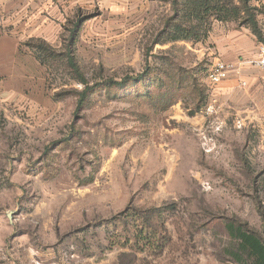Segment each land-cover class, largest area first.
I'll use <instances>...</instances> for the list:
<instances>
[{
	"label": "rangeland",
	"instance_id": "1",
	"mask_svg": "<svg viewBox=\"0 0 264 264\" xmlns=\"http://www.w3.org/2000/svg\"><path fill=\"white\" fill-rule=\"evenodd\" d=\"M170 1L72 0L45 64L0 80V264H246L226 225L264 235L263 97L238 112L208 80L213 26L239 21L154 42Z\"/></svg>",
	"mask_w": 264,
	"mask_h": 264
},
{
	"label": "crops",
	"instance_id": "2",
	"mask_svg": "<svg viewBox=\"0 0 264 264\" xmlns=\"http://www.w3.org/2000/svg\"><path fill=\"white\" fill-rule=\"evenodd\" d=\"M136 1V0H130ZM123 0H102L111 8L113 16L121 15ZM256 5L263 10L256 14L258 28L264 38V0H257ZM72 0H0V80L2 87L8 88L7 80H18L24 71V61L39 66L31 52L23 49L27 38H37L52 44L51 35L60 32L61 23L67 12H71ZM239 26V25H238ZM211 48L207 55L214 63L222 61L232 66L233 71L216 88L218 98H222L238 112L250 113V103L263 97L262 105L257 106L259 113H264V73L250 64L257 54L258 42L246 26L229 27L217 24L213 26L208 38ZM213 63V64H214ZM34 68V67H33ZM238 82H245L241 89ZM6 85H5V84ZM0 247L2 239L0 236ZM3 260V259H2ZM3 264H7L4 263Z\"/></svg>",
	"mask_w": 264,
	"mask_h": 264
},
{
	"label": "trees",
	"instance_id": "3",
	"mask_svg": "<svg viewBox=\"0 0 264 264\" xmlns=\"http://www.w3.org/2000/svg\"><path fill=\"white\" fill-rule=\"evenodd\" d=\"M248 0H171V15L164 22L161 31L156 35L155 43H172L176 41H199L204 37L200 36L202 25H205L213 18L217 22L239 21V26H246L250 29L258 42H262V35L258 28L254 9L248 6ZM77 25L70 32V40L76 36ZM74 39V38H73ZM37 41L33 46L28 43L23 44L34 52V57L41 64L53 54V50L44 41ZM69 45L67 47V50ZM38 50V51H37ZM69 66L76 72L69 54L67 55ZM144 75L134 77L137 80L143 79ZM127 77L120 83L112 80L104 82L105 86H124L133 81ZM81 83L86 85L83 79ZM96 87V85H95ZM93 90L85 86L79 94L77 107L83 105L88 93ZM228 234L235 240L236 249L231 253L232 258L238 262L250 264H264V235L261 237L257 233L248 231L242 227L227 224Z\"/></svg>",
	"mask_w": 264,
	"mask_h": 264
},
{
	"label": "built area",
	"instance_id": "4",
	"mask_svg": "<svg viewBox=\"0 0 264 264\" xmlns=\"http://www.w3.org/2000/svg\"><path fill=\"white\" fill-rule=\"evenodd\" d=\"M252 66L264 73V42H262L257 49V54L253 61L250 62ZM232 70V66L222 61L214 63L209 71L208 80L212 85H217L224 81ZM240 86L244 87L245 82H240ZM213 104H209L206 108L208 113L213 112Z\"/></svg>",
	"mask_w": 264,
	"mask_h": 264
},
{
	"label": "water",
	"instance_id": "5",
	"mask_svg": "<svg viewBox=\"0 0 264 264\" xmlns=\"http://www.w3.org/2000/svg\"><path fill=\"white\" fill-rule=\"evenodd\" d=\"M11 215H12V212H8L7 215H6V216H7V219H8L9 221H11Z\"/></svg>",
	"mask_w": 264,
	"mask_h": 264
}]
</instances>
